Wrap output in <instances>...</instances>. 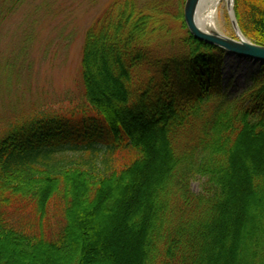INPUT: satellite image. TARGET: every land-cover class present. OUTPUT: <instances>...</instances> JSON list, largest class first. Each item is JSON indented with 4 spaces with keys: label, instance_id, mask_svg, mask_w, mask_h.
Listing matches in <instances>:
<instances>
[{
    "label": "trees",
    "instance_id": "1",
    "mask_svg": "<svg viewBox=\"0 0 264 264\" xmlns=\"http://www.w3.org/2000/svg\"><path fill=\"white\" fill-rule=\"evenodd\" d=\"M143 1L88 27L71 109L0 125V264H264V62L228 96L185 0ZM234 10L264 45V0Z\"/></svg>",
    "mask_w": 264,
    "mask_h": 264
},
{
    "label": "rangeland",
    "instance_id": "2",
    "mask_svg": "<svg viewBox=\"0 0 264 264\" xmlns=\"http://www.w3.org/2000/svg\"><path fill=\"white\" fill-rule=\"evenodd\" d=\"M112 1L0 0V125L34 112L71 109L82 93L85 32ZM215 22L221 33L236 38L224 1ZM170 23V32L158 44L161 50L173 47V42L186 35L180 21ZM259 67L258 61L225 53L220 68L222 91L239 96ZM202 183L199 177L193 179L192 190L198 192Z\"/></svg>",
    "mask_w": 264,
    "mask_h": 264
},
{
    "label": "water",
    "instance_id": "3",
    "mask_svg": "<svg viewBox=\"0 0 264 264\" xmlns=\"http://www.w3.org/2000/svg\"><path fill=\"white\" fill-rule=\"evenodd\" d=\"M233 1L228 0L226 7L236 38L229 37L216 29L202 30L197 26L195 17L200 0H185L184 2L183 20L188 32L195 39L221 48L229 53L264 62V45L253 43L242 34L235 19Z\"/></svg>",
    "mask_w": 264,
    "mask_h": 264
},
{
    "label": "bare ground",
    "instance_id": "4",
    "mask_svg": "<svg viewBox=\"0 0 264 264\" xmlns=\"http://www.w3.org/2000/svg\"><path fill=\"white\" fill-rule=\"evenodd\" d=\"M222 1L227 2L228 0H200L195 17L196 24L200 29L218 30L215 21L218 7Z\"/></svg>",
    "mask_w": 264,
    "mask_h": 264
}]
</instances>
